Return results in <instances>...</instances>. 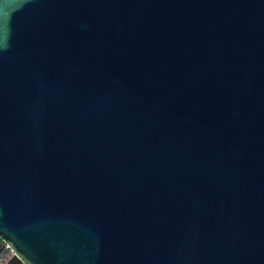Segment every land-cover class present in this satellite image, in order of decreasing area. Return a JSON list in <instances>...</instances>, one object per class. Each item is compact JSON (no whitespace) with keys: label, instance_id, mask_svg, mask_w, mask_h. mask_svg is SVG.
<instances>
[{"label":"water","instance_id":"1","mask_svg":"<svg viewBox=\"0 0 264 264\" xmlns=\"http://www.w3.org/2000/svg\"><path fill=\"white\" fill-rule=\"evenodd\" d=\"M0 264H264V0H0Z\"/></svg>","mask_w":264,"mask_h":264}]
</instances>
